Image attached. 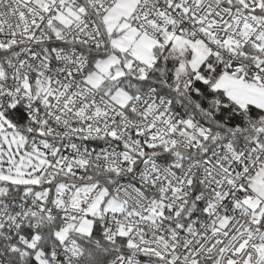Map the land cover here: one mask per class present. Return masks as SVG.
Wrapping results in <instances>:
<instances>
[{"label":"snow or ice","instance_id":"6c2138e0","mask_svg":"<svg viewBox=\"0 0 264 264\" xmlns=\"http://www.w3.org/2000/svg\"><path fill=\"white\" fill-rule=\"evenodd\" d=\"M0 264H264V0H0Z\"/></svg>","mask_w":264,"mask_h":264}]
</instances>
